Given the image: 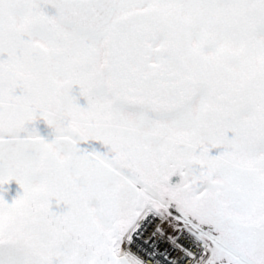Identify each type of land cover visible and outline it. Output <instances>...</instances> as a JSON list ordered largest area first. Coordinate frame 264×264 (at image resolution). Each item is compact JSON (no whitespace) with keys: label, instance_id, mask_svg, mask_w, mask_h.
<instances>
[{"label":"snow or ice","instance_id":"6c2138e0","mask_svg":"<svg viewBox=\"0 0 264 264\" xmlns=\"http://www.w3.org/2000/svg\"><path fill=\"white\" fill-rule=\"evenodd\" d=\"M0 264H264V0H0Z\"/></svg>","mask_w":264,"mask_h":264},{"label":"rangeland","instance_id":"374dc122","mask_svg":"<svg viewBox=\"0 0 264 264\" xmlns=\"http://www.w3.org/2000/svg\"><path fill=\"white\" fill-rule=\"evenodd\" d=\"M4 187L7 189V191L4 193V197L8 202H11L12 198L16 196L17 192L22 191L15 181H11Z\"/></svg>","mask_w":264,"mask_h":264}]
</instances>
